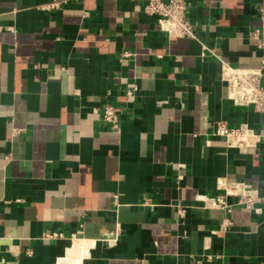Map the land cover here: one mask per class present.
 Segmentation results:
<instances>
[{
    "label": "crops",
    "instance_id": "1",
    "mask_svg": "<svg viewBox=\"0 0 264 264\" xmlns=\"http://www.w3.org/2000/svg\"><path fill=\"white\" fill-rule=\"evenodd\" d=\"M49 1L0 0V264H264V201L224 232V211L196 200L222 180L264 190V139L213 133L264 136V112L221 78V60L262 64L264 0H191L196 39L167 36L146 0Z\"/></svg>",
    "mask_w": 264,
    "mask_h": 264
},
{
    "label": "built area",
    "instance_id": "2",
    "mask_svg": "<svg viewBox=\"0 0 264 264\" xmlns=\"http://www.w3.org/2000/svg\"><path fill=\"white\" fill-rule=\"evenodd\" d=\"M61 5V0H51L42 7L46 9L56 8ZM192 6L191 0H146L144 11L150 16L156 17L159 29L171 37L197 38V24L189 17ZM258 39V31L253 33ZM264 48V41L259 42ZM203 49H207L204 46ZM204 55V52L202 53ZM123 56H130L132 52L124 51ZM221 78L226 83L227 98L239 105H250L256 110L264 112V60L257 67H234L229 62L221 60ZM138 85L133 82L126 90L128 101H134ZM122 107L113 102H107L103 109V120L111 129L119 132L122 126ZM215 135L223 137L228 147H257L264 139L263 134L255 131L247 123L232 127L226 121L219 120L215 123ZM223 190L219 194L201 193L196 200L209 208L221 209L224 216L220 227L226 232L232 225L231 213L235 207H243L262 213L260 202L264 201V190L242 181L219 182ZM230 197L233 199L230 200ZM187 207L179 206L180 216L186 214ZM57 232H47L46 236H55Z\"/></svg>",
    "mask_w": 264,
    "mask_h": 264
},
{
    "label": "bare ground",
    "instance_id": "3",
    "mask_svg": "<svg viewBox=\"0 0 264 264\" xmlns=\"http://www.w3.org/2000/svg\"><path fill=\"white\" fill-rule=\"evenodd\" d=\"M78 246V242H77V244H75V247H77ZM72 259H75V260H77V261H75V262H79V259L78 258H72ZM66 260V259H65Z\"/></svg>",
    "mask_w": 264,
    "mask_h": 264
}]
</instances>
